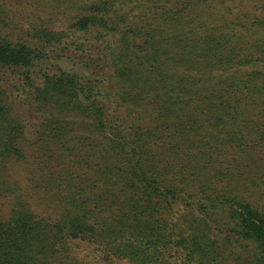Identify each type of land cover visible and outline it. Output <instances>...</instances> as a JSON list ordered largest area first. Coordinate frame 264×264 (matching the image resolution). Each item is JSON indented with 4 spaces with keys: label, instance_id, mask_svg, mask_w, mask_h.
Here are the masks:
<instances>
[{
    "label": "trees",
    "instance_id": "1",
    "mask_svg": "<svg viewBox=\"0 0 264 264\" xmlns=\"http://www.w3.org/2000/svg\"><path fill=\"white\" fill-rule=\"evenodd\" d=\"M0 264H264V0H0Z\"/></svg>",
    "mask_w": 264,
    "mask_h": 264
}]
</instances>
